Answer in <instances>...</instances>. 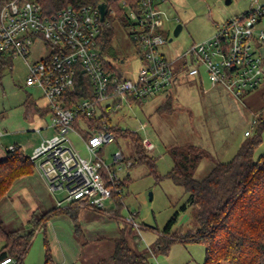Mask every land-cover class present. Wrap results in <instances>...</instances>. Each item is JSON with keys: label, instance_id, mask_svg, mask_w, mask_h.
<instances>
[{"label": "rangeland", "instance_id": "rangeland-1", "mask_svg": "<svg viewBox=\"0 0 264 264\" xmlns=\"http://www.w3.org/2000/svg\"><path fill=\"white\" fill-rule=\"evenodd\" d=\"M264 1V0H260ZM164 10L163 34L169 40L175 27L183 25V30L173 41L164 45L161 51L169 59L184 54L193 44L207 40L215 35L216 26L225 20L250 10L251 0H166L161 4ZM113 38L105 49V55L111 64L121 71L122 76L134 77L142 66L139 51L129 35V28L119 20L112 23ZM264 30V19L261 23ZM264 46V41H263ZM39 43L33 58L43 50ZM27 66L22 58H16L12 66H0V130L5 134L0 138V152L10 147L21 146L29 156L41 145L43 137H51L55 130L49 128L52 117L48 113L41 116L38 112H26L24 102L32 95L38 106H44L40 91L26 87ZM205 89L211 84L205 81ZM176 93L169 106L161 111L159 106L164 94L113 114L112 122L121 128L135 129L140 122H147L148 134L154 140L156 149L150 156L156 158L158 175H165L173 167V161L167 151L172 144L194 143L208 150L219 162H227L237 153L245 141L244 133L253 119L264 121V82L242 97L233 98L225 90L210 94L194 87L181 78L175 83ZM220 95V99H216ZM169 96V95H168ZM167 96V97H168ZM126 114L123 119L122 114ZM80 120V119H79ZM79 123V121H78ZM76 128V123L73 125ZM48 127V128H47ZM81 125L76 129L80 130ZM43 129V134L38 130ZM255 130V129H254ZM256 131L253 132V135ZM141 136L143 132L139 133ZM75 146L84 157H88L85 144L74 134H70ZM121 150L125 159L134 156L135 150L131 138L118 137L113 143L104 146L99 155L124 178L128 173V186L123 191L125 205L121 211V220L110 217L109 211L115 205L107 202L103 210L84 208L78 212L79 231L74 219L66 213L54 217L45 227L36 232L31 247L25 256L24 264H44L45 244H49L55 264H102L114 252V240L122 233L133 247L144 251L152 246L167 226L171 218L179 213L172 234L184 237L195 228L192 208L186 211L182 207L188 200V193L169 179L157 180L146 165L131 168L126 161L113 165V154ZM264 155V131L262 143L255 148V159ZM129 162V161H128ZM131 162V161H130ZM133 163V162H131ZM128 166V167H127ZM214 164L204 160L195 173L198 180L204 179ZM123 167V170H119ZM61 193L52 194L43 185L39 177H21L14 182L7 198L0 202V221L7 230H30L28 220L32 214L37 218L53 208L56 199H63ZM48 201V203H45ZM55 208H57L55 206ZM67 209L83 208L80 204L65 206ZM108 212V213H107ZM130 213L136 214V221L145 227L140 231L126 222ZM141 239V244L136 238ZM143 238V239H142ZM205 247L186 241L174 242L164 253L156 251L153 264H203Z\"/></svg>", "mask_w": 264, "mask_h": 264}, {"label": "built area", "instance_id": "built-area-1", "mask_svg": "<svg viewBox=\"0 0 264 264\" xmlns=\"http://www.w3.org/2000/svg\"><path fill=\"white\" fill-rule=\"evenodd\" d=\"M165 1L101 0L46 14L37 1L13 0L0 11V57L24 60L28 69L26 87L40 91L52 117L49 128L55 130L54 135L43 137L29 159L49 191L64 195L56 199L57 208L80 204L103 210L107 202L114 203L113 188L108 184L122 176L99 155L105 145L117 139L111 130L113 114L160 94L171 95L181 78L196 80L205 92L221 87L238 98L264 82V1L251 0L250 10L218 24L214 36L193 44L174 59L161 51L169 42L163 34L165 13L161 4ZM100 3L107 7L103 20ZM116 19L129 28L142 60L132 78L107 66L102 34ZM39 43L44 48L33 58ZM79 73L87 78L89 92L86 80H77ZM206 80L210 90L204 87ZM76 89L86 95L76 98ZM88 120L95 123L91 125ZM257 120H252L245 137L253 135ZM76 121L87 137L73 126ZM147 129L148 123L142 122L130 130L144 133L142 145L152 153L156 144ZM71 133L85 144L88 157L77 149ZM4 134L0 130V138ZM14 149L12 146L9 150ZM124 161L121 150L113 154V165ZM118 192L122 194L123 190ZM135 218L136 214L130 213L125 220L139 231L145 228ZM136 242L141 244V239L137 237ZM0 264L17 263L6 257Z\"/></svg>", "mask_w": 264, "mask_h": 264}, {"label": "trees", "instance_id": "trees-1", "mask_svg": "<svg viewBox=\"0 0 264 264\" xmlns=\"http://www.w3.org/2000/svg\"><path fill=\"white\" fill-rule=\"evenodd\" d=\"M13 0H0V11ZM23 1V0H18ZM39 2L46 14L54 13L62 8L72 6L79 8L84 5L97 4L101 0H31ZM113 38L112 24L103 30L102 40L104 49L111 45ZM13 59L0 57V66H12ZM107 66L114 73H118L114 64L107 62ZM77 80H86L82 73ZM89 92V84L86 87ZM76 98L86 93L76 89ZM172 97L168 98L159 108L169 106ZM26 112L35 111L45 116L49 111L45 108L34 107V103L27 98L24 102ZM94 124L95 121L88 120ZM79 127L76 121V128ZM84 136L88 133L80 127ZM111 130L116 138H131L134 146V156L125 159L132 161L131 168L146 165L157 180L169 179L175 185L181 186L189 197L183 211L192 208L195 228L184 237L179 238L172 234L177 224L179 213L175 214L165 227L162 235L155 243L144 251L133 247L122 233L114 240V252L102 261V264H153L152 258L156 251L166 253L176 241H186L201 244L205 247V260L203 264H264V155L255 159V148L262 143L264 121L257 120L254 135L246 137L233 158L227 162H219L203 147L194 143L172 144L167 151L173 161L174 167L165 175H158L156 158L145 151L142 145V136L133 133L128 128L112 125ZM14 150H7L5 158L0 160V201L9 193L16 180L35 173V166L26 156L21 146L15 145ZM205 159L214 164L209 174L202 180L195 178L201 162ZM128 173L118 182L109 183L113 188V202L115 208L109 214L121 220V211L125 205V191L128 186ZM66 213L76 224L77 231L78 210L53 208L42 214L40 218L34 213L29 224L31 229L27 232L7 230L0 221V260L12 257L17 264H24L36 232L45 227L54 217ZM108 213V212H107ZM149 227V226H144ZM153 229V227H149ZM45 263L55 264L49 244H45Z\"/></svg>", "mask_w": 264, "mask_h": 264}, {"label": "crops", "instance_id": "crops-1", "mask_svg": "<svg viewBox=\"0 0 264 264\" xmlns=\"http://www.w3.org/2000/svg\"><path fill=\"white\" fill-rule=\"evenodd\" d=\"M187 81L189 82V84H191L192 86H194V87H198L199 89H201V87L198 85V83H197V81L196 80H194V79H189V78H187ZM223 88H221V87H218V88H215V89H213L211 92H213V91H219V90H222ZM223 90H225V89H223ZM226 91V90H225ZM211 92H208L207 94H210ZM174 93H176V89H175V91H174ZM174 93H172L171 95H169L168 97L167 96H164L163 98H164V100H162V103H161V105L168 99V98H170V97H172L173 96V94ZM229 95H230V93H228ZM232 96V95H231ZM159 96H157V97H154V98H152V99H155V98H158ZM233 97V96H232ZM27 98H29L30 99V101H32V103H34V107L36 106V107H38V108H45L46 109V107H45V104H44V106H38L37 105V103H36V101L33 99V97H32V95H28L27 96ZM26 98V99H27ZM39 98H41V97H39ZM173 98V97H172ZM171 98V99H172ZM221 97H220V95H216V99L217 100H219ZM233 98H235V97H233ZM42 99V98H41ZM150 100V99H149ZM148 101V100H147ZM147 101H143V104H144V102H147ZM140 103H142V102H140ZM139 103V104H140ZM160 105V106H161ZM159 106V107H160ZM122 117H123V119H125L126 118V114H122ZM140 123H142V122H140ZM149 124V123H148ZM149 126V125H148ZM48 128V127H47ZM129 129V128H128ZM38 133L39 134H43V129L42 130H38ZM244 137H245V135H244ZM246 138V137H245ZM6 152L7 151H5V152H3V151H1L0 152V160L1 159H3V158H5V156H6ZM25 154V153H24ZM26 155V154H25ZM27 156V155H26ZM30 156V155H29ZM28 156V157H29ZM206 160V159H205ZM204 161V160H203ZM202 161V162H203ZM202 162H201V164H202ZM200 164V165H201ZM34 174H36L38 177H39V179L41 180V182L43 183V185L48 189V186H47V184H46V182L42 179V177L39 175V173L37 172V170H36V168H35V173ZM33 174V175H34ZM33 175H30V176H26V177H31V176H33ZM49 190V189H48ZM50 192V191H49ZM7 196H8V194L0 201V202H2L5 198H7ZM56 202V201H55ZM45 203H48V201H46ZM109 203H111V202H109ZM111 205H114V203H111ZM55 206H56V204L53 206V208H55ZM52 208V209H53ZM84 208H89V207H84L83 206V208H79V209H77L78 210V212L80 211V210H82V209H84ZM90 209V208H89ZM33 215V214H32ZM110 217H112L110 214H108ZM30 220V219H29ZM29 220H28V224H29ZM50 222V221H49ZM48 222V223H49ZM47 223V224H48ZM29 226H30V224H29ZM30 229H31V226H30ZM29 231V230H28Z\"/></svg>", "mask_w": 264, "mask_h": 264}, {"label": "water", "instance_id": "water-1", "mask_svg": "<svg viewBox=\"0 0 264 264\" xmlns=\"http://www.w3.org/2000/svg\"><path fill=\"white\" fill-rule=\"evenodd\" d=\"M230 1L231 0H229V2ZM99 8H100V11H101V20H103L104 17H105V14H106V10H107L106 4L105 3H100L99 4ZM182 30H183V25L182 24H178L175 27L174 32H173V36L169 39V42L173 41V39L175 37H178L181 34ZM261 54L264 57V48L261 49Z\"/></svg>", "mask_w": 264, "mask_h": 264}]
</instances>
